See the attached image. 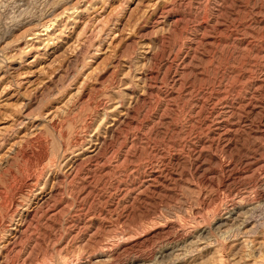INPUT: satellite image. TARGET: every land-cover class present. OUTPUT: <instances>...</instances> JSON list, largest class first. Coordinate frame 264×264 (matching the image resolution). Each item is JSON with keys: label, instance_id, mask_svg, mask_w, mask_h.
<instances>
[{"label": "rangeland", "instance_id": "1", "mask_svg": "<svg viewBox=\"0 0 264 264\" xmlns=\"http://www.w3.org/2000/svg\"><path fill=\"white\" fill-rule=\"evenodd\" d=\"M0 264H264V0H0Z\"/></svg>", "mask_w": 264, "mask_h": 264}, {"label": "bare ground", "instance_id": "2", "mask_svg": "<svg viewBox=\"0 0 264 264\" xmlns=\"http://www.w3.org/2000/svg\"><path fill=\"white\" fill-rule=\"evenodd\" d=\"M35 35V34H34ZM33 38V37H32ZM119 113V112H118ZM39 192V191H38Z\"/></svg>", "mask_w": 264, "mask_h": 264}]
</instances>
